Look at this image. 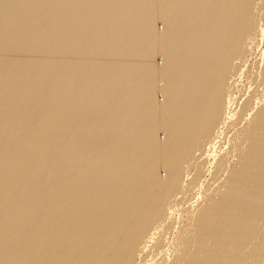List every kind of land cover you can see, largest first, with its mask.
<instances>
[{"label":"bare ground","instance_id":"6f19581e","mask_svg":"<svg viewBox=\"0 0 264 264\" xmlns=\"http://www.w3.org/2000/svg\"><path fill=\"white\" fill-rule=\"evenodd\" d=\"M0 264H264V0H0Z\"/></svg>","mask_w":264,"mask_h":264},{"label":"rangeland","instance_id":"374dc122","mask_svg":"<svg viewBox=\"0 0 264 264\" xmlns=\"http://www.w3.org/2000/svg\"><path fill=\"white\" fill-rule=\"evenodd\" d=\"M161 26H163L162 23H161ZM160 62H162V61L160 60ZM160 99L162 100L163 97H161ZM162 137H163V135H162ZM163 174L165 175V172H164ZM199 196L201 197V195H198L197 197H195L196 199L194 198L192 201H190V203H189V202L186 203L188 206L185 204V207H183V212H181L182 214L180 213L181 215L179 214V211H178V213H177L178 216L181 217V218H183L184 215L187 214V212H184V211H186V210H188V209H190V208L192 209V206H194L193 204L198 205V203H201V202L203 203V201L201 200L202 198H200ZM198 197H199V198H198ZM197 198H198V200H197ZM194 200H195V201H194ZM196 200H197V201H196ZM192 202H194V203H192ZM189 205H190V206H189ZM186 208H187V209H186ZM184 209H185V210H184ZM181 211H182V210H181ZM183 219H184V218H183ZM183 219L181 220L182 223L186 221L185 219H184V220H183ZM171 248H172V247H171ZM169 249H170V248H169ZM171 251H172L171 254H173V253H174V252H173L174 249H173V250L171 249ZM171 251H170V252H171ZM171 254H170V255H171Z\"/></svg>","mask_w":264,"mask_h":264}]
</instances>
